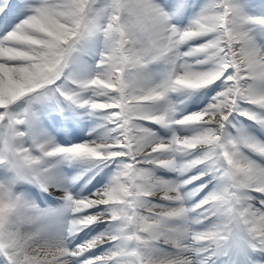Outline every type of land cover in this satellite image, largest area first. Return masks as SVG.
<instances>
[{"label":"snow or ice","instance_id":"obj_1","mask_svg":"<svg viewBox=\"0 0 264 264\" xmlns=\"http://www.w3.org/2000/svg\"><path fill=\"white\" fill-rule=\"evenodd\" d=\"M0 264H264V0H0Z\"/></svg>","mask_w":264,"mask_h":264}]
</instances>
